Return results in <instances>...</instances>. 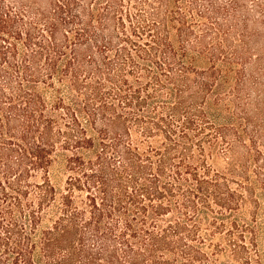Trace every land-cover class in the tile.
<instances>
[{"label": "trees", "instance_id": "obj_1", "mask_svg": "<svg viewBox=\"0 0 264 264\" xmlns=\"http://www.w3.org/2000/svg\"><path fill=\"white\" fill-rule=\"evenodd\" d=\"M0 264H264V0H0Z\"/></svg>", "mask_w": 264, "mask_h": 264}, {"label": "rangeland", "instance_id": "obj_2", "mask_svg": "<svg viewBox=\"0 0 264 264\" xmlns=\"http://www.w3.org/2000/svg\"><path fill=\"white\" fill-rule=\"evenodd\" d=\"M41 2H44V0H41Z\"/></svg>", "mask_w": 264, "mask_h": 264}]
</instances>
